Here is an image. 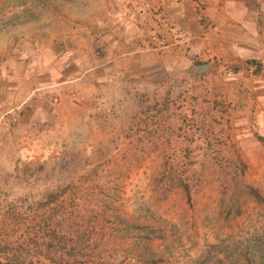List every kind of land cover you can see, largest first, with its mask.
Wrapping results in <instances>:
<instances>
[{
	"label": "rangeland",
	"instance_id": "374dc122",
	"mask_svg": "<svg viewBox=\"0 0 264 264\" xmlns=\"http://www.w3.org/2000/svg\"><path fill=\"white\" fill-rule=\"evenodd\" d=\"M189 1L0 0V264H264V0Z\"/></svg>",
	"mask_w": 264,
	"mask_h": 264
},
{
	"label": "crops",
	"instance_id": "0c3cea01",
	"mask_svg": "<svg viewBox=\"0 0 264 264\" xmlns=\"http://www.w3.org/2000/svg\"><path fill=\"white\" fill-rule=\"evenodd\" d=\"M186 7H188L189 10L193 9L191 1H189V0H182V1L172 0L170 5H167V7L165 8V17L169 18L173 22L182 21V19L184 17H190V14H191V13L189 14L188 11H186V9H185ZM147 18H148V20L146 21V23H145V21H143V18H141V21H139V23L142 24L146 30L147 29L158 30L159 28H160L159 30H161V31L164 30L162 27L163 25H161L160 27H157L156 20L153 19V17L152 18L147 17ZM156 18H158V16H156ZM120 33H121V31H120ZM165 34H167V32ZM142 36L143 35H140V33H138V31H136L135 36H134L135 44L138 43L140 40L142 41V43L143 42L145 43V37H144V41H143V39H141ZM166 38L168 39L167 42L171 41L170 40L171 38H169L168 35L166 36ZM210 38H211L210 35L207 33V34H205L204 39L200 40L196 45L194 44L196 47L195 50L197 51V52H195V54L205 57L207 54L212 53V49L210 47V44H211ZM116 39L118 40L117 41L118 43H122V37L119 34L117 35ZM197 46H200V47H197ZM208 47H210V49H208ZM178 53H180V55H182L184 57L183 60L188 59L185 57L186 54L181 53V52H178Z\"/></svg>",
	"mask_w": 264,
	"mask_h": 264
}]
</instances>
